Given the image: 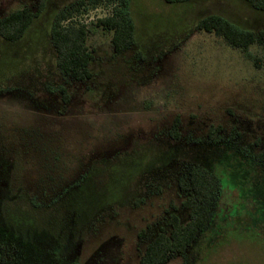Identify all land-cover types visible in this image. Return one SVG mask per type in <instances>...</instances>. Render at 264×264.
Here are the masks:
<instances>
[{
	"label": "rangeland",
	"instance_id": "374dc122",
	"mask_svg": "<svg viewBox=\"0 0 264 264\" xmlns=\"http://www.w3.org/2000/svg\"><path fill=\"white\" fill-rule=\"evenodd\" d=\"M39 2L0 0V18ZM75 2L43 0L22 37L0 36V264H138L170 212L187 220L178 180L192 166L219 195L211 223L166 264H264V42L244 50L197 27L219 15L259 32L264 11L131 0L135 43L116 53L94 24L110 7L89 9L74 19L89 30L91 77L74 80L50 30Z\"/></svg>",
	"mask_w": 264,
	"mask_h": 264
},
{
	"label": "trees",
	"instance_id": "16d2710c",
	"mask_svg": "<svg viewBox=\"0 0 264 264\" xmlns=\"http://www.w3.org/2000/svg\"><path fill=\"white\" fill-rule=\"evenodd\" d=\"M131 0H76L70 7L58 11L50 30V41L56 51V63L60 72L74 80L91 77L88 63L92 51L86 45L89 30L86 24L74 19L75 15L99 6L110 7V12L94 22L95 26L111 32V45L116 53L128 49L135 43L134 22L130 16ZM187 0H165L166 3ZM253 8L264 11V0H246ZM43 7L40 0L37 11L24 8L0 18V36L15 41L23 36L32 19ZM197 27L222 36L233 47L247 50L253 43L264 42V30L252 32L243 30L219 15L201 18ZM66 100V98H65ZM178 118H175L169 134L178 138ZM218 128L210 129L209 138L214 139ZM264 162V153L257 156ZM179 190L185 194L183 206L188 217L182 222L179 216L170 212L167 218L168 230L160 228L148 242L139 258L138 264H166L168 259L183 255L193 244L197 235L212 221V206L218 198L219 181L207 169L192 166L185 178L178 180ZM141 232L139 236H141Z\"/></svg>",
	"mask_w": 264,
	"mask_h": 264
}]
</instances>
